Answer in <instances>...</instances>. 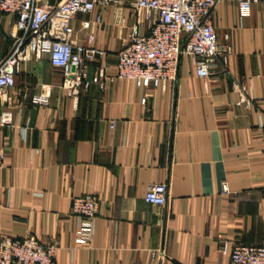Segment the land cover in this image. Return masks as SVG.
<instances>
[{
    "label": "crops",
    "instance_id": "crops-1",
    "mask_svg": "<svg viewBox=\"0 0 264 264\" xmlns=\"http://www.w3.org/2000/svg\"><path fill=\"white\" fill-rule=\"evenodd\" d=\"M212 18L233 50L228 71L216 60L208 77L188 56L164 85L118 77L117 54L136 23L118 3L74 20L77 41L93 33L106 51L89 65L88 88L68 94L47 54L20 62L15 85L0 91V112H12L0 128V235L55 243L57 264H230L223 240L264 244V0L244 13L237 0H219ZM15 21L0 12V61ZM235 81L253 106L237 103ZM36 93L48 102L33 103ZM158 182L167 183L165 206L144 198ZM84 193L100 198L89 220L71 212Z\"/></svg>",
    "mask_w": 264,
    "mask_h": 264
},
{
    "label": "built area",
    "instance_id": "built-area-1",
    "mask_svg": "<svg viewBox=\"0 0 264 264\" xmlns=\"http://www.w3.org/2000/svg\"><path fill=\"white\" fill-rule=\"evenodd\" d=\"M219 0H0V12L13 13L16 21L11 30L12 44L0 61V91L16 83V72L21 61L33 55L47 54L51 63L60 68L62 85L68 94L88 88L89 65L105 55V50L92 44L94 34L88 33L87 43L75 38L74 20L79 14L91 13L98 5L118 3L133 11L136 23L131 28L125 45L118 51L116 75L129 79L136 85H164L174 80L178 74L181 56L195 59V69L199 76L212 74L211 66L220 61L222 71H228V58L233 50L230 34L221 40L213 22L212 9ZM241 11L261 0H237ZM95 21L102 23L101 15ZM147 24L148 31L141 32L139 25ZM88 20L83 26H89ZM104 74L101 67L100 75ZM104 86V81L100 82ZM238 92V104L254 105L247 89L239 82L233 83ZM35 104H46L48 97L36 93ZM12 122V112H0V128ZM264 138V121L259 125ZM5 163V155L0 147V169ZM222 190H229L226 180ZM146 201L165 206L167 203V183L158 182L147 186ZM100 206V198L93 193H84L72 198L71 212L86 220L95 216ZM222 252L229 257L230 264H264V244H247L243 241L223 240ZM57 245H45L38 236L29 234L17 237L0 235V264H57ZM165 254H161L164 258Z\"/></svg>",
    "mask_w": 264,
    "mask_h": 264
},
{
    "label": "rangeland",
    "instance_id": "rangeland-1",
    "mask_svg": "<svg viewBox=\"0 0 264 264\" xmlns=\"http://www.w3.org/2000/svg\"><path fill=\"white\" fill-rule=\"evenodd\" d=\"M89 27H90V25H89V26H83L84 29H87V28H89Z\"/></svg>",
    "mask_w": 264,
    "mask_h": 264
}]
</instances>
